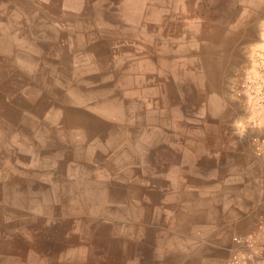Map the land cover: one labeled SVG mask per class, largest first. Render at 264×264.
<instances>
[{"label":"rangeland","instance_id":"rangeland-1","mask_svg":"<svg viewBox=\"0 0 264 264\" xmlns=\"http://www.w3.org/2000/svg\"><path fill=\"white\" fill-rule=\"evenodd\" d=\"M254 4L0 0V264H264V116L240 130L233 111L264 112V70L238 45ZM119 193L135 217L92 212ZM236 223L256 236L220 244ZM163 237L199 238L171 255Z\"/></svg>","mask_w":264,"mask_h":264},{"label":"crops","instance_id":"crops-1","mask_svg":"<svg viewBox=\"0 0 264 264\" xmlns=\"http://www.w3.org/2000/svg\"><path fill=\"white\" fill-rule=\"evenodd\" d=\"M82 45H84V41L82 36L77 37V49L81 50L82 49ZM214 71H215V76L216 78L219 76H223V60H222V55L219 57H217V61L216 64L214 65ZM214 97V102H216L218 99L220 101V99H222L221 97L217 98L216 96ZM217 103V102H216ZM101 111H98L103 118H110V117H118V120H122L121 118H123L125 116V112L124 110L121 109V106L119 103L114 102V103H109L106 102L103 105L99 106ZM94 112V111H93ZM96 112V111H95ZM105 139V138H104ZM121 136H119V138H115V139H107L105 146L107 145H112L111 143L113 142V140H117V142L115 143L116 145L120 144V145H124L126 144V142H129V140H126V142L121 141ZM116 145H114L113 147H115ZM140 143H136V146H140ZM108 147V146H107ZM121 158V157H119ZM115 159V158H114ZM119 161L115 159V163H118ZM248 169H250L253 174H256L255 172V167L251 166ZM249 171V170H248ZM173 174V173H172ZM172 174H170L169 176H171ZM251 191L254 194H258L260 195V191L258 192V189L255 191H253L251 189ZM252 194V193H251ZM85 196V200L84 203L86 204V207H88V205L90 204V202L93 200H96L94 202H99L100 196L97 195L96 193H88L85 192L84 193ZM176 194L172 195L170 194V197L175 198ZM257 196V195H256ZM125 196L122 195V193L119 194H112L109 195L107 197L103 198V205L101 207V205L96 204L95 208L92 210L93 213L98 214V213H103V214H107V215H113L114 217H135L136 214V210L135 207L133 205V203H131L130 201H128L127 199L124 198ZM260 197V196H258ZM254 197H250L251 200ZM232 201V200H231ZM108 203V207H106ZM226 204L228 205V202H226ZM235 215L236 213L234 212V210H232L231 208L228 210L227 215ZM194 216H197L198 218L202 219V222H199L197 228L195 229L196 234L198 235L201 232H204L203 235L209 233L212 230V227H208L206 226V214L202 213V210L200 209H195L194 210ZM208 216V214H207ZM218 215H214L213 217H217ZM209 217V216H208ZM185 223V222H184ZM184 226V224H183ZM248 225H245L244 223H236V225H232L230 227H224L223 230L220 232L219 236H218V240L221 243H225L228 244L230 243L231 239L234 240L235 237L237 238H241L244 237V239L248 238L251 239L252 237L256 236V234L254 233H247L248 231ZM120 231L125 234L126 236H133L134 232H132L130 230L129 227H122L120 229ZM199 237H189L184 241H179V240H175V239H167V238H162L160 244L157 241L156 243V247L162 249L164 246H166L167 250L171 253V255H176L175 252H182V253H186L192 250V248L194 247L195 242L192 240H195ZM232 240V241H233ZM234 242V241H233ZM231 243V245L233 246L234 243ZM238 243V242H237ZM235 243V244H237Z\"/></svg>","mask_w":264,"mask_h":264},{"label":"bare ground","instance_id":"bare-ground-1","mask_svg":"<svg viewBox=\"0 0 264 264\" xmlns=\"http://www.w3.org/2000/svg\"><path fill=\"white\" fill-rule=\"evenodd\" d=\"M257 1H258V4H254L253 6H255V7L249 9L250 11L248 14L247 23L245 25V28L242 32L241 37H240V33H239V37H240L239 40L240 41H239L238 45L239 44L244 45V48L247 51L246 60H247L248 64L250 65V67H252L254 69L256 67H258V68L261 67L264 70V0H257ZM239 58H242V57H239ZM243 58H245V55L243 56ZM251 73L255 74L254 76L256 77V74L258 75L259 71H253L252 72V70H251ZM262 81L264 82V79H262ZM259 86H261V85H259ZM259 88L260 87H256L257 90ZM235 92H233L231 94V96L234 95ZM235 96H238V95L235 93ZM233 98H235V97H233ZM262 98H264V95H262ZM239 100H238L239 105H237L238 106L237 108L234 107L235 103L233 105L231 104V106L235 108V110L233 109V111L236 112V118L238 117L235 125H237L238 128H240V130H245V129L246 130L250 129L253 131H255V129L259 130L262 127L261 119L264 116V112L258 113L259 114L258 119L248 120V119H246L245 113H243L242 110H240L241 107L243 108V105L241 104V102ZM255 105L259 106L258 107L259 111L264 110V108H263L264 106L259 104L258 101H257V103H255ZM257 106H255V107L257 108ZM233 115H235L234 112H233Z\"/></svg>","mask_w":264,"mask_h":264}]
</instances>
